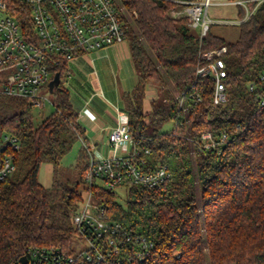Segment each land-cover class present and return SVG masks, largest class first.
Returning <instances> with one entry per match:
<instances>
[{"label":"trees","instance_id":"1","mask_svg":"<svg viewBox=\"0 0 264 264\" xmlns=\"http://www.w3.org/2000/svg\"><path fill=\"white\" fill-rule=\"evenodd\" d=\"M138 82L123 94L134 135L151 137L143 154L148 165H167L170 180L160 189L138 186L121 192L101 189L94 199L108 216L155 243L147 264H264V105L259 77L264 71V1L240 26L236 41L210 30L200 39L185 18L170 11L169 0H120ZM25 14V13H24ZM27 16V12H26ZM239 16H244L239 9ZM227 47V99L214 102L212 80L196 76L202 53ZM63 60L54 69L62 91L55 90L56 111L40 125L23 98L0 93V131L17 138L15 172L0 183V264H19L29 250H71L76 231L72 216L85 188L89 165L87 129L79 121L63 86L70 71ZM256 84L250 91L249 84ZM158 96L144 112L150 85ZM50 91V86H47ZM202 100L195 104L194 97ZM183 98V106L180 100ZM175 124L170 132L163 130ZM177 132L174 133V131ZM223 132L228 141L206 148L203 135ZM83 141L75 169L78 178H58L57 170L73 146ZM54 165L53 182L42 184L41 168Z\"/></svg>","mask_w":264,"mask_h":264},{"label":"built area","instance_id":"2","mask_svg":"<svg viewBox=\"0 0 264 264\" xmlns=\"http://www.w3.org/2000/svg\"><path fill=\"white\" fill-rule=\"evenodd\" d=\"M169 1L180 5L170 11V16L185 18L203 39L211 30L213 21L208 10L212 5H234L243 9V17L225 22L241 26L264 0ZM123 13L125 6L120 0H0V93L23 98L33 108H45L49 100L47 86L55 78L54 69L63 60L71 61L84 52L125 43L128 36ZM226 51L227 47L223 46L202 53L203 64L196 71L198 79L213 81L216 104L225 103L227 99ZM259 81L263 91L261 103L264 105V71ZM255 88L256 84H249L250 91ZM201 100L200 95L193 99L195 104ZM0 133L4 134L0 137L1 183L16 170L13 157L6 150H17L19 142L8 132ZM146 139L150 141L151 137L133 134L129 120L120 121L110 131L105 143L110 147L109 156L99 152L101 157L98 159L90 149L86 185L72 216L76 235L71 250L32 248L26 264L148 263L154 255L155 243L110 218L106 206L94 199L95 193L101 189L111 192H118L117 188L127 191L134 186L160 189L170 180L171 172L167 165H148L143 156L151 153L144 146ZM227 141L226 132L217 138L207 133L203 135L202 144L208 149H218ZM76 244L80 246L79 251L74 249Z\"/></svg>","mask_w":264,"mask_h":264},{"label":"rangeland","instance_id":"3","mask_svg":"<svg viewBox=\"0 0 264 264\" xmlns=\"http://www.w3.org/2000/svg\"><path fill=\"white\" fill-rule=\"evenodd\" d=\"M118 4L120 5L119 2ZM123 15H126V13H123ZM208 16L213 21L211 24V32L213 34L225 39L228 42H234L238 39L240 34V26L233 23H225L228 21L238 20V6L212 5L208 10ZM196 32L198 31L196 30ZM129 42L130 39L129 37H127L125 44H129ZM107 52L108 51H87L80 54L75 59L70 61V71L63 77V86L65 89L71 92V101L76 111L80 114H83V112L88 109L98 112L100 115H102L103 118L105 116L109 117L108 115L110 114L105 111L107 107H112V105L121 106L122 104V100L119 95L120 92L117 89L118 82L120 81L122 83V87L120 90L121 92L131 90L135 83L136 77L133 72L128 74L124 71L125 73H123L122 71H120L119 65L112 62L110 58L100 57L102 54ZM98 75L106 78L109 82H111V86H109V84L104 85V90L102 94L99 95L97 94V87L94 81V78ZM148 90H150L151 92V98L150 100L147 98V100L145 101V109H148L152 101L158 96L157 89L153 84L150 85ZM47 95L49 97V100L47 101L46 107L43 109H33V120L36 125H40L45 118L56 111V106L54 105V94L51 91H48ZM97 108L100 110L98 111ZM122 109V111H124V108ZM174 127L175 124L173 122H169L163 128V130L171 132ZM175 132H177V130H175L174 133ZM3 136L4 134L0 133V137L2 138ZM105 138L106 139L104 140V143L101 141L99 142L98 146L93 145V141L91 142V140H89L88 148L91 149V153L94 154V156L98 159L101 157L99 152H102L103 156L110 155V147L105 144L108 140L107 135L105 136ZM83 146H86L85 143L83 144L81 141L77 142L73 146L72 150L63 158L60 167L57 170L58 178H70L71 180H76L78 178V172L75 169V166L77 164L79 151L81 148H83ZM49 164L46 163L41 168L42 179H44L45 176L49 173ZM50 169L52 171L53 182L54 165L50 167ZM117 191L121 192L119 196H122V201L125 202L127 198L124 193H122L123 189L117 188ZM79 247L80 246L76 244L74 246L75 251H79Z\"/></svg>","mask_w":264,"mask_h":264},{"label":"crops","instance_id":"4","mask_svg":"<svg viewBox=\"0 0 264 264\" xmlns=\"http://www.w3.org/2000/svg\"><path fill=\"white\" fill-rule=\"evenodd\" d=\"M94 51H108L107 53H109V54L104 53L100 57L110 58V60L112 62L119 65L120 71H122L123 73L126 72L128 74L133 72V74L136 77V80H135V83H134L132 89L128 90V91L121 92L120 90L122 87V83L120 81L118 82L117 89L120 92L119 95H120V98L122 100V104H121V106H118V105L114 106L111 104L112 107H107V109L105 111L110 114V115H108L109 117L105 116L103 118L102 115H100L98 112L91 111L88 109H86L83 112V114H80L79 112L76 111L79 114L80 123L83 126H85L87 129L88 140H91V142L93 141V143H94L93 145L98 146L99 142L102 141L104 143V140L106 139L105 136L107 135V138H108L110 131L113 128H115L119 124L120 121H127L129 119L128 113L125 111V104L123 102L122 97H123L124 93L132 92V90L134 89L135 85L138 82V74L136 73V70H135L136 68H135L134 62H133L132 57H131V51H130L129 44L123 43L120 45L109 46V47H106V48H103L100 50H94ZM94 81H95V85L97 87V94L98 95L102 94V92L104 90V85L109 84V86H111V82H109L106 78H104L100 75L96 76L94 78ZM126 81H127V79H126ZM69 93L71 95V100H72V94L70 91H69ZM147 98L149 100L151 98L150 90L147 91V95H146V99L144 100V104H145V101L147 100ZM122 108H124V111H122L123 110ZM99 110L100 109H98V111ZM149 111H151V104H150L148 109L144 108V112L147 113ZM47 164H49V163H47ZM51 165L52 164H49L50 167L53 166V165L52 166ZM50 167H48L49 173L45 176L44 179H42L40 176L42 184H44L46 187H49L52 184V171H51Z\"/></svg>","mask_w":264,"mask_h":264},{"label":"water","instance_id":"5","mask_svg":"<svg viewBox=\"0 0 264 264\" xmlns=\"http://www.w3.org/2000/svg\"><path fill=\"white\" fill-rule=\"evenodd\" d=\"M60 84H61V78H60V74L57 73L55 75V78L51 81L50 83V91L53 93L55 90H59V91H62V87H60ZM21 263L22 264H26L27 263V257L26 256H23L21 258Z\"/></svg>","mask_w":264,"mask_h":264}]
</instances>
